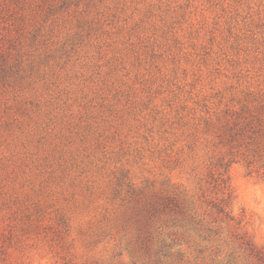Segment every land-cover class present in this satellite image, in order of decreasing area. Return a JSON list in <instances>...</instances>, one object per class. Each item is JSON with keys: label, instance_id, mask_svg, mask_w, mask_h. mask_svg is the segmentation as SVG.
Wrapping results in <instances>:
<instances>
[{"label": "rangeland", "instance_id": "374dc122", "mask_svg": "<svg viewBox=\"0 0 264 264\" xmlns=\"http://www.w3.org/2000/svg\"><path fill=\"white\" fill-rule=\"evenodd\" d=\"M255 100L264 0H0V215L68 221L72 264H250L225 228L186 232L142 209L200 193L225 152L202 120ZM229 176L237 230L264 252V179L240 164ZM148 231L168 256L140 249Z\"/></svg>", "mask_w": 264, "mask_h": 264}, {"label": "trees", "instance_id": "16d2710c", "mask_svg": "<svg viewBox=\"0 0 264 264\" xmlns=\"http://www.w3.org/2000/svg\"><path fill=\"white\" fill-rule=\"evenodd\" d=\"M254 102L255 105L247 103L239 109L228 107L221 114L215 112L202 120L207 132L214 134L217 147H224L225 152L211 157L201 179L200 193L183 200L179 197L160 198V202L150 200L142 212L147 222L158 214L172 213L186 232L204 231L209 236L221 237L225 228L231 241L238 242L247 253L250 264H264V252L252 243L247 233L237 230L242 221L237 222L233 214L235 191L229 176L230 167L240 164L249 175L264 179V100ZM62 228L69 232V222L60 219L57 228L48 226L40 211L34 213L29 208L0 215V264H29L23 257L40 250L51 254L55 264H72L62 245ZM142 232L136 242L142 251L154 253L157 258L170 254L173 244L162 241L153 251L152 234Z\"/></svg>", "mask_w": 264, "mask_h": 264}]
</instances>
